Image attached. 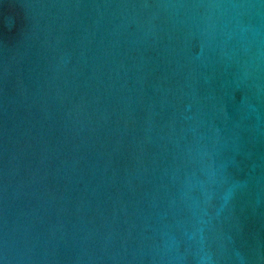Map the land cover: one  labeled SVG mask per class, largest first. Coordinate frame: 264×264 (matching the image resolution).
<instances>
[{
	"label": "water",
	"instance_id": "water-1",
	"mask_svg": "<svg viewBox=\"0 0 264 264\" xmlns=\"http://www.w3.org/2000/svg\"><path fill=\"white\" fill-rule=\"evenodd\" d=\"M0 264H264V0H0Z\"/></svg>",
	"mask_w": 264,
	"mask_h": 264
}]
</instances>
